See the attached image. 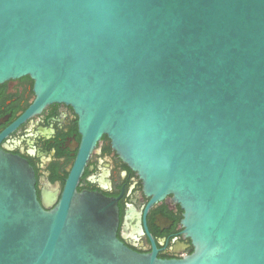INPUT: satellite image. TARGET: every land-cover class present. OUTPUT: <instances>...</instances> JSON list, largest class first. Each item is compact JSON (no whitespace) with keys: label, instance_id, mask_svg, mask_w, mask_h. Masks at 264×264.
<instances>
[{"label":"water","instance_id":"obj_1","mask_svg":"<svg viewBox=\"0 0 264 264\" xmlns=\"http://www.w3.org/2000/svg\"><path fill=\"white\" fill-rule=\"evenodd\" d=\"M25 75L174 196L195 250L129 248L116 200L69 180L42 203L0 150V264H264V0H0V82Z\"/></svg>","mask_w":264,"mask_h":264},{"label":"flooded vegetation","instance_id":"obj_2","mask_svg":"<svg viewBox=\"0 0 264 264\" xmlns=\"http://www.w3.org/2000/svg\"><path fill=\"white\" fill-rule=\"evenodd\" d=\"M0 150L33 167L39 200L60 199L70 181L79 192L117 201L118 237L129 248L161 259H182L195 250L183 225L184 209L173 195H148L144 181L108 134L85 139L74 106L39 98L29 75L0 82Z\"/></svg>","mask_w":264,"mask_h":264}]
</instances>
